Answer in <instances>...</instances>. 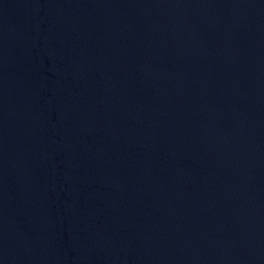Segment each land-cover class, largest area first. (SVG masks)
Masks as SVG:
<instances>
[{
    "label": "water",
    "instance_id": "1",
    "mask_svg": "<svg viewBox=\"0 0 264 264\" xmlns=\"http://www.w3.org/2000/svg\"><path fill=\"white\" fill-rule=\"evenodd\" d=\"M0 264H264V0H0Z\"/></svg>",
    "mask_w": 264,
    "mask_h": 264
}]
</instances>
